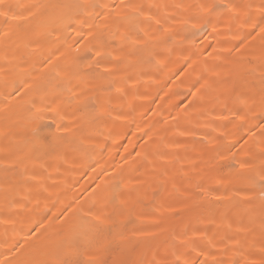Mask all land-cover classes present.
I'll list each match as a JSON object with an SVG mask.
<instances>
[{"label":"bare ground","instance_id":"obj_1","mask_svg":"<svg viewBox=\"0 0 264 264\" xmlns=\"http://www.w3.org/2000/svg\"><path fill=\"white\" fill-rule=\"evenodd\" d=\"M0 264H264V0H0Z\"/></svg>","mask_w":264,"mask_h":264}]
</instances>
